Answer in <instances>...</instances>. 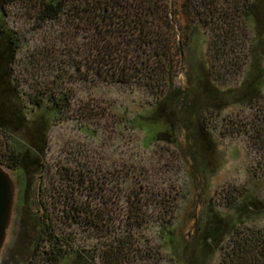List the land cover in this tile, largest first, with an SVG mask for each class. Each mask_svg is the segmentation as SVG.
Wrapping results in <instances>:
<instances>
[{
  "label": "rangeland",
  "instance_id": "1",
  "mask_svg": "<svg viewBox=\"0 0 264 264\" xmlns=\"http://www.w3.org/2000/svg\"><path fill=\"white\" fill-rule=\"evenodd\" d=\"M168 2L181 53L159 76L121 80L95 72L65 22L10 7L19 49L13 92L0 87V161L16 195L0 264H49L46 232L60 264H106L110 253L107 264H218L236 237L206 250L208 214L264 231V0Z\"/></svg>",
  "mask_w": 264,
  "mask_h": 264
},
{
  "label": "trees",
  "instance_id": "2",
  "mask_svg": "<svg viewBox=\"0 0 264 264\" xmlns=\"http://www.w3.org/2000/svg\"><path fill=\"white\" fill-rule=\"evenodd\" d=\"M16 4L33 12L34 20L38 23L59 20L73 28L82 39V44L78 43L76 48L90 51L91 54L85 59L94 62L95 72L102 70L116 80L137 75L148 79L151 77L147 74L150 71H157L156 76L162 67V60L166 59L172 64L174 56L183 49V43L175 37L176 11L168 0H0V87L5 94H9L10 90L13 92L10 65L19 49L17 34L7 24L9 9ZM263 24L256 25L261 35L264 34ZM111 68V71L108 70ZM261 79L262 73L258 70L249 82L245 96L252 99L260 94ZM50 102L51 111H59L57 100L50 98ZM139 200L140 196L133 195L132 202L136 205L130 206L129 210L133 212V217L143 218ZM131 212L126 214V218ZM167 212L169 214L172 209ZM217 216L216 213L207 215L205 224L198 229V243L206 250L215 251L227 234L235 232L236 240L231 250L224 252L218 264H264V231L237 232V218L220 220ZM134 219L127 223L130 226L139 225L140 220ZM91 225L96 226L95 221ZM46 233L49 245L43 257L49 264H60V257L64 253L60 251L56 238H50L51 232ZM244 251L249 254L247 259ZM75 253V257L79 258V254ZM113 255L105 256L107 263L114 259Z\"/></svg>",
  "mask_w": 264,
  "mask_h": 264
},
{
  "label": "water",
  "instance_id": "3",
  "mask_svg": "<svg viewBox=\"0 0 264 264\" xmlns=\"http://www.w3.org/2000/svg\"><path fill=\"white\" fill-rule=\"evenodd\" d=\"M16 186L7 169L0 164V255L14 216Z\"/></svg>",
  "mask_w": 264,
  "mask_h": 264
},
{
  "label": "flooded vegetation",
  "instance_id": "4",
  "mask_svg": "<svg viewBox=\"0 0 264 264\" xmlns=\"http://www.w3.org/2000/svg\"><path fill=\"white\" fill-rule=\"evenodd\" d=\"M0 164H1L2 166H4V167L8 168V165H7V166H6V165H3L2 162H1Z\"/></svg>",
  "mask_w": 264,
  "mask_h": 264
}]
</instances>
